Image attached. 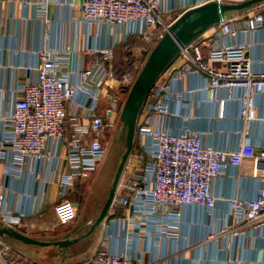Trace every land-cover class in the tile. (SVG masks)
Returning a JSON list of instances; mask_svg holds the SVG:
<instances>
[{"label": "crops", "instance_id": "obj_1", "mask_svg": "<svg viewBox=\"0 0 264 264\" xmlns=\"http://www.w3.org/2000/svg\"><path fill=\"white\" fill-rule=\"evenodd\" d=\"M159 1L167 11L164 21L168 25L187 11L200 7L197 0ZM80 3L81 0H0V115L11 108L15 99L22 97L21 85L35 78L36 74L29 69L39 64L38 51L68 50L71 53L69 68L76 70L93 66L94 51L116 46L114 68L116 74H120L130 56L136 69L142 66L145 52L157 44H149L133 34L125 41V36L141 25L121 28L81 23ZM259 11L255 6L229 14L226 19L243 24ZM216 30V27L209 28L192 43L200 46L205 59L214 46L243 44L248 47L247 54L254 69L264 71V26L255 32L222 39H217ZM149 33L156 42L162 27L151 28ZM184 65L185 59L179 56L161 76L159 83L170 86L169 113L163 117L162 124L177 133H197L204 146L219 150L234 151L242 144L253 145L258 152L264 150V92L254 99L255 118L246 121L241 116V91L231 94L218 90L212 98L209 81L199 74L185 75L172 82ZM214 66L220 67V63ZM70 79L74 83L78 81L76 76ZM108 93L120 95L119 89L105 84L98 109L101 114L108 106ZM120 96L124 98V94ZM85 112V109L81 111V115ZM138 145L119 182L117 198L120 200L129 198L128 182L143 174L148 160L140 157L142 149L141 144ZM10 161V153L5 158L0 156L1 205L5 211L21 217V222L12 228L32 239L48 242L73 240L69 227L72 225L81 231V236L89 231L102 209L90 216L81 215V181L75 186L79 190L78 200L73 195L74 188L67 200L60 201L58 184L52 182L58 172L52 163L29 160L22 174L9 176L5 169ZM64 169L62 166L60 171ZM260 187L259 179L253 175L252 163L245 161L239 168L228 166L213 182L214 210L207 212L202 207L188 206L166 217L167 222L177 223L176 237L160 231L163 221L157 217L141 225L146 229L143 233L136 228L130 232L126 224L122 226L118 221L128 217L132 207L117 200L108 218L90 237L77 244L67 248L40 247L10 240L12 253L22 264H92L101 241L109 236L110 252L137 258L138 264H264V224L258 227L237 224L230 214L232 199H254ZM66 208H71L72 214L62 220L59 214ZM136 222L132 224L137 227Z\"/></svg>", "mask_w": 264, "mask_h": 264}, {"label": "built area", "instance_id": "obj_2", "mask_svg": "<svg viewBox=\"0 0 264 264\" xmlns=\"http://www.w3.org/2000/svg\"><path fill=\"white\" fill-rule=\"evenodd\" d=\"M247 0H197L201 6L212 3L238 4ZM81 23L88 26L136 27L129 34L142 37L149 44H156L170 29L164 21L167 14L159 0H81ZM260 10L243 24L225 19L215 26L217 39L239 33L255 32L264 26V3ZM162 27L158 41H154L149 29ZM116 46L93 52L95 62L91 68L70 70L71 53L68 50L38 51L39 64L33 71L36 76L21 85L22 97L13 101L10 109L0 115V156L11 154L6 174H22L26 162H48L58 172L53 183L59 187L60 201L67 200L78 182L95 173L104 159L103 139L119 120L128 93L133 87L140 67L116 74L114 54ZM248 47L243 44L231 47L214 46L207 59L200 46L190 45L180 56L185 65L172 82L185 75L199 74L209 81L211 97L218 90L242 92L241 116L246 121L255 118L254 99L264 92V71H256L248 57ZM214 63H220L215 67ZM76 76L77 83L70 77ZM161 79V78H160ZM155 84L140 113L136 139L141 144V158L147 157L143 174L134 176L127 185L129 198L114 203H129L130 215L118 222L130 232L146 229L141 225L149 218H159L160 231L177 236L176 222L166 217L175 215L183 207L198 206L210 212L216 207L211 192L215 179L228 166L239 168L245 161L253 165V175L261 187L256 198L230 201L231 217L237 224H264V150L258 152L250 144H242L234 151L204 146L199 134L174 132L162 124L169 113V85ZM108 84L119 94L108 93V106L99 113L102 87ZM180 97V95H178ZM224 107V101L221 102ZM86 110L84 116L81 111ZM86 120L87 122L83 121ZM159 123H156V120ZM64 171H60L61 167ZM0 220L9 227L21 222L20 216L7 212L1 205ZM137 220V227L133 222ZM133 233V232H132ZM109 236L100 243L92 264H138L137 258L127 254H114L109 250ZM0 264H22L12 253V248L0 238ZM236 264V263H229Z\"/></svg>", "mask_w": 264, "mask_h": 264}, {"label": "water", "instance_id": "obj_3", "mask_svg": "<svg viewBox=\"0 0 264 264\" xmlns=\"http://www.w3.org/2000/svg\"><path fill=\"white\" fill-rule=\"evenodd\" d=\"M262 3H264V0H247L238 4L212 3L189 10L171 25L170 29L158 41L152 51L145 52L146 61L127 95L120 114L122 130L119 139L124 140L126 151L121 158L109 196L96 221L85 235L73 240L38 241L5 225L0 220V238L9 246L12 245L10 240H16L27 245L67 248L77 244L82 239L90 237L108 218L113 207L124 168L135 148L140 113L155 84L180 56L182 50L190 46L209 28L221 24L229 14L248 10Z\"/></svg>", "mask_w": 264, "mask_h": 264}, {"label": "rangeland", "instance_id": "obj_4", "mask_svg": "<svg viewBox=\"0 0 264 264\" xmlns=\"http://www.w3.org/2000/svg\"><path fill=\"white\" fill-rule=\"evenodd\" d=\"M154 47H152L150 51H152ZM145 61L146 57L142 61L141 69ZM121 130L122 123L120 122L119 118V120L116 121L114 127L109 133L106 134L103 139L104 159L99 164L98 170L89 177L82 180L80 183L81 189L79 187V190L81 191V215L90 216L93 212L95 214V211L96 213L99 212L109 196V192L121 162V158L126 151L124 140L119 139ZM138 144L139 141L136 139L135 148L139 146ZM79 190H77V187L75 188L73 192L75 197L77 195L79 196ZM76 199L78 200L77 197ZM69 209L71 208H66L65 210L60 211L61 213L59 214V218L66 220V216H71L72 211ZM69 227L71 234L70 236L72 239H76L81 236V231H77V228H74L75 225Z\"/></svg>", "mask_w": 264, "mask_h": 264}, {"label": "trees", "instance_id": "obj_5", "mask_svg": "<svg viewBox=\"0 0 264 264\" xmlns=\"http://www.w3.org/2000/svg\"><path fill=\"white\" fill-rule=\"evenodd\" d=\"M135 61L134 59L130 56L128 61L124 64L123 70L124 72H129L134 69Z\"/></svg>", "mask_w": 264, "mask_h": 264}]
</instances>
